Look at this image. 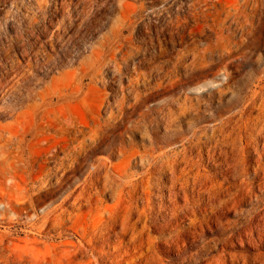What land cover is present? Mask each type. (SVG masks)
Instances as JSON below:
<instances>
[{
	"label": "rangeland",
	"instance_id": "obj_1",
	"mask_svg": "<svg viewBox=\"0 0 264 264\" xmlns=\"http://www.w3.org/2000/svg\"><path fill=\"white\" fill-rule=\"evenodd\" d=\"M150 1L0 0V264H75L79 239L95 234L99 225H106L112 240H128L134 231L143 248L128 264L178 261L165 253L170 237L184 241L182 264H264L263 140L229 137L214 155L192 150V172L183 183L179 173L173 178L151 168L168 146H187L192 133L208 135L210 125L233 112L236 124L239 108H245L243 119L264 115V5L257 29L247 41L237 37L230 57L194 71L183 86L159 91L155 45L168 35L154 32L165 21L149 11ZM177 40L164 47L173 52ZM111 45H121L130 58L107 57L101 66L92 52ZM139 58L143 62L132 65ZM227 73L231 84L220 93ZM181 96L197 110L181 114ZM63 110L98 134L87 142L74 173L49 190L38 189L37 212L57 207L93 164L102 163L115 182L112 191H94L90 207L64 206L65 225L41 230L29 205L15 200L14 183L25 184L26 172L13 178L6 171L29 170L60 154L65 141L54 117ZM169 112L174 117L165 124ZM87 261L78 258V264Z\"/></svg>",
	"mask_w": 264,
	"mask_h": 264
},
{
	"label": "bare ground",
	"instance_id": "obj_2",
	"mask_svg": "<svg viewBox=\"0 0 264 264\" xmlns=\"http://www.w3.org/2000/svg\"><path fill=\"white\" fill-rule=\"evenodd\" d=\"M150 3H152V7L149 11L153 15L159 14L164 16L162 19L165 21L163 26H154V32H164L168 35L167 40L165 38L163 40L157 38L156 45L154 44L158 54L155 58L161 59V61L156 63L155 67L156 89L165 91L173 90L174 85H177L175 87L183 86L185 80H188L194 71L206 70L213 67L218 59L222 61L226 57H230L234 47L239 43L237 37L241 38L242 42L243 40L247 41L260 24L264 0H186V2L181 0H163L161 2L151 0ZM172 5L175 6L172 7ZM175 38H178L176 41L178 48H172L173 52H169L171 50H167L164 47V42L168 41L171 47H174ZM102 47H96L92 52L101 66H104L107 57H109V61H116L118 55L120 59L125 61L130 58L128 51L121 52V45ZM142 62L143 58H139L136 63L132 62V65L138 66ZM226 76V80L218 84L217 90L220 93H222L223 87L231 84L233 77L229 76V73ZM96 77L97 72L94 71L92 79ZM136 85H138V79L134 83V88L132 87V93L134 94L136 92ZM251 104L253 103H250L249 108ZM179 110L181 114H184L188 111H196L197 109L194 108L192 100L188 96H184L182 102L179 104ZM237 111L241 119L236 124V114L233 112V114H229L221 118V120L219 119L220 125H210L208 135L204 134L202 137L198 136L196 132L192 133L186 142L190 145L189 147L184 144L179 146L176 143L168 146L166 152L159 154L158 164L151 165V168L157 174L168 173L173 178L179 173L180 177L177 180L179 183H183L185 176L190 174V171L192 172V163H194L192 150H196L199 154L206 151L214 155L217 149H220V146L229 137L235 136L249 138L250 141H258L259 139L264 141V115L259 113L255 118L243 119L242 116L247 115L245 108H239ZM59 114L60 117H54V128L57 134L61 135L60 137L65 141L60 152L63 158H59V153H54L43 162L31 166L29 170L12 167L10 172L6 171L7 173H12L11 177L13 178H18L20 172H26L27 178L25 184L14 183L16 188L15 200L29 205L35 215L34 224L41 230H47V227L53 223L60 226L65 225L67 211L64 209V206L72 202L73 206L76 207L73 210H78L81 207H90L95 200L93 197L94 191L97 192L99 189L112 191L115 182L109 179L106 174L109 172L104 171L105 169L102 170V163L99 161L97 164L92 163L93 165L88 175L83 181L81 180L82 182L57 207L47 209L42 214L37 212L36 208L40 203L41 197L38 189H42V191L49 190L54 185L62 183L73 171L74 164H77L79 159L85 154L86 147L88 146L87 142L98 134L97 128L95 129L82 122H80L82 124H76L77 122L74 121L69 112L63 110ZM173 117L174 115L169 112V114L164 116L165 120L163 121L167 124L169 122L168 119L172 120ZM235 125L236 128L234 129ZM152 150H154V147ZM167 151H169V154ZM51 164L52 166H50ZM1 165L6 169V164L1 163ZM118 174L120 178L123 176L122 173ZM116 185L120 187L119 184ZM181 192L184 194L183 187H181ZM5 204L8 206L9 202H5ZM160 225L164 226L165 223ZM105 228L106 225H99L95 234L79 239L73 254L75 264H78L79 257L85 256L88 257V261L81 264H128L131 259H133V263L139 259L143 247L141 241L134 237V231L131 232L133 236L128 240L124 235L112 240L108 233H104ZM111 229L113 230L114 228ZM166 243L168 244V248L165 250V253L167 255H171V253L176 254L179 261L186 251L183 246L184 241L170 237V240ZM178 261L175 262L173 260L170 264H182L181 261ZM229 261L230 256L228 254L226 262L228 263Z\"/></svg>",
	"mask_w": 264,
	"mask_h": 264
}]
</instances>
